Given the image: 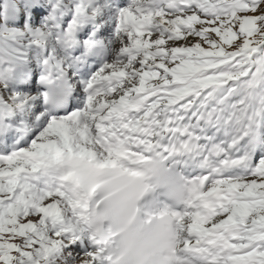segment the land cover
Returning <instances> with one entry per match:
<instances>
[{
	"label": "snow or ice",
	"instance_id": "obj_1",
	"mask_svg": "<svg viewBox=\"0 0 264 264\" xmlns=\"http://www.w3.org/2000/svg\"><path fill=\"white\" fill-rule=\"evenodd\" d=\"M109 169L173 179L170 264H264V0H0V264H115Z\"/></svg>",
	"mask_w": 264,
	"mask_h": 264
},
{
	"label": "clouds",
	"instance_id": "obj_2",
	"mask_svg": "<svg viewBox=\"0 0 264 264\" xmlns=\"http://www.w3.org/2000/svg\"><path fill=\"white\" fill-rule=\"evenodd\" d=\"M114 217L118 230L117 243L128 253L127 264H163L173 247L174 224L172 218L133 216L130 211L118 208L114 201L102 206Z\"/></svg>",
	"mask_w": 264,
	"mask_h": 264
},
{
	"label": "bare ground",
	"instance_id": "obj_3",
	"mask_svg": "<svg viewBox=\"0 0 264 264\" xmlns=\"http://www.w3.org/2000/svg\"><path fill=\"white\" fill-rule=\"evenodd\" d=\"M123 167L125 169L134 170V171H139L140 170L139 163L132 162V161L126 162L123 165ZM104 172H117V171H114V170L109 169V170H105ZM119 173H122L124 176H126L128 178H138L139 177V176H132V175H130L129 172H119ZM150 191H153V190H150ZM151 193H153V192H151ZM145 208L147 209V211H150L147 207H145ZM159 209H163V210L166 211V208L163 206V203L161 201H159ZM150 212H152V210ZM169 255H171V256L173 255V247H172L171 252H170Z\"/></svg>",
	"mask_w": 264,
	"mask_h": 264
}]
</instances>
